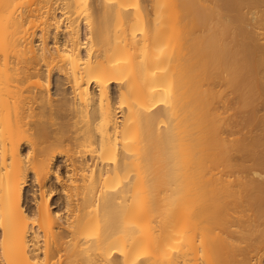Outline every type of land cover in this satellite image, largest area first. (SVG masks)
Returning a JSON list of instances; mask_svg holds the SVG:
<instances>
[{
    "label": "bare ground",
    "instance_id": "1",
    "mask_svg": "<svg viewBox=\"0 0 264 264\" xmlns=\"http://www.w3.org/2000/svg\"><path fill=\"white\" fill-rule=\"evenodd\" d=\"M0 264H264V0H0Z\"/></svg>",
    "mask_w": 264,
    "mask_h": 264
},
{
    "label": "rangeland",
    "instance_id": "2",
    "mask_svg": "<svg viewBox=\"0 0 264 264\" xmlns=\"http://www.w3.org/2000/svg\"><path fill=\"white\" fill-rule=\"evenodd\" d=\"M83 32H84V30H83ZM51 91H53V89H51ZM51 184H52V186L54 187L55 186V184L52 182V179L49 181ZM28 184V186L25 188V190H29V187H30V185H29V183H27ZM56 187V186H55ZM28 194V193H27Z\"/></svg>",
    "mask_w": 264,
    "mask_h": 264
}]
</instances>
